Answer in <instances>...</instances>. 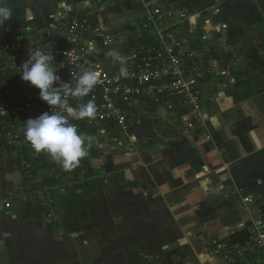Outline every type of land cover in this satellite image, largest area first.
Segmentation results:
<instances>
[{"label":"crops","instance_id":"crops-1","mask_svg":"<svg viewBox=\"0 0 264 264\" xmlns=\"http://www.w3.org/2000/svg\"><path fill=\"white\" fill-rule=\"evenodd\" d=\"M0 6L12 14L0 29L24 31L46 47L60 40L57 31L68 20L88 18L87 34H101L92 59L108 72L135 63L143 36L152 43L143 27L146 8L184 12L185 19L169 22L170 41L208 48L195 60L208 70L197 75L204 114L198 131L181 103L141 97L121 105L124 131L78 125L84 147L99 152L91 159L97 173L118 169L146 189L83 194L82 181L55 186L52 199L68 239L63 227L53 234L44 221L22 217L23 175L12 154L0 155V264H213L218 245L248 241L237 188L253 197L264 219V0H0Z\"/></svg>","mask_w":264,"mask_h":264},{"label":"built area","instance_id":"built-area-1","mask_svg":"<svg viewBox=\"0 0 264 264\" xmlns=\"http://www.w3.org/2000/svg\"><path fill=\"white\" fill-rule=\"evenodd\" d=\"M183 19L184 12H171L160 7L145 9L143 27L151 32L152 43L143 49L130 68H126L127 77L121 76L120 70H103L92 59L96 50L95 42L101 34H87L90 26L86 17L68 20L57 31L61 41L55 40L50 47L32 42L33 38L24 31H16L11 27L0 29V155L12 154L14 159L20 158L22 165L30 166L23 155V146L32 148L25 138L24 121L50 111V106L40 99L39 89L21 79L20 66L28 59L30 50L35 49L54 56L52 66L56 68L61 81L67 82L73 88L82 70L98 73L99 82L93 88L91 98H67L68 104L74 108H79L90 100L96 106L94 118H69V123L77 129L81 123L110 120L124 131L126 113L121 104L130 102L133 97L148 98L158 104L176 99L191 112L190 128L202 127L204 114L197 75L207 68L195 60L201 58V53L208 52V48L203 46L198 52L186 45L170 41L167 30L171 23L175 25ZM110 39L111 36H107L102 44L106 45ZM90 44L94 49L92 52L88 51ZM54 188H51L52 191ZM59 189L63 190L62 187ZM47 190L48 188L43 189L45 192ZM237 193L239 206L247 215L248 241L218 245L217 252H214L217 262L213 264H264V219L255 200L249 193H245L244 188H237ZM50 201L53 199L50 198ZM9 205L6 201L5 206Z\"/></svg>","mask_w":264,"mask_h":264},{"label":"clouds","instance_id":"clouds-1","mask_svg":"<svg viewBox=\"0 0 264 264\" xmlns=\"http://www.w3.org/2000/svg\"><path fill=\"white\" fill-rule=\"evenodd\" d=\"M12 17L8 7L0 6V24ZM93 46H88L92 52ZM54 56L40 49L30 50L28 59L20 66L21 79L39 89V97L50 106L35 118L24 121V134L37 152H45L62 165L65 170L77 167L80 160L87 155L84 140L77 128L69 123V118L85 120L94 118L96 106L92 100L74 108L68 104L67 98L85 97L99 82V75L94 71L82 70L76 86L62 82L52 66ZM123 63V62H122ZM121 76L127 77L128 71L122 67Z\"/></svg>","mask_w":264,"mask_h":264},{"label":"trees","instance_id":"trees-1","mask_svg":"<svg viewBox=\"0 0 264 264\" xmlns=\"http://www.w3.org/2000/svg\"><path fill=\"white\" fill-rule=\"evenodd\" d=\"M145 43L143 36L138 43L137 56L141 54L145 47L151 44L150 42L148 44ZM91 95L92 91L87 95V99L91 98ZM171 103L172 105H178L180 102L176 99H171ZM125 104L128 105V103H123V105ZM98 123L104 125L105 131L109 133L118 132L117 125L113 121L104 120ZM194 130L198 131L199 128H194ZM85 150L87 155L80 160L79 165L72 170H65L49 154L43 151L37 153L33 147L23 146V155L26 161L30 163V166L22 165L20 158H15V167L23 175L22 184L17 189L20 199L23 201L21 212L23 218L33 221H44L45 225L52 229L53 234H58V229L63 227L64 234L68 239L62 223V216L55 211V202L50 201V198H53L52 187L82 181L83 194L90 191L99 192L108 187L116 189H135L140 187L144 190L146 189L143 184L125 180L123 172L118 169L108 175L97 173L91 163V159L99 156L98 150L86 147ZM44 188H48L47 192L43 191Z\"/></svg>","mask_w":264,"mask_h":264},{"label":"water","instance_id":"water-1","mask_svg":"<svg viewBox=\"0 0 264 264\" xmlns=\"http://www.w3.org/2000/svg\"><path fill=\"white\" fill-rule=\"evenodd\" d=\"M193 140H194V139H193ZM193 140H192V141H193Z\"/></svg>","mask_w":264,"mask_h":264}]
</instances>
